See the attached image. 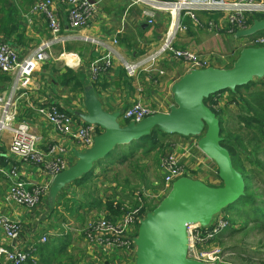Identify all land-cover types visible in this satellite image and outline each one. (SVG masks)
<instances>
[{
	"label": "crops",
	"instance_id": "obj_1",
	"mask_svg": "<svg viewBox=\"0 0 264 264\" xmlns=\"http://www.w3.org/2000/svg\"><path fill=\"white\" fill-rule=\"evenodd\" d=\"M35 1L0 0V41L8 44L20 58L31 54L48 35L42 14L31 10ZM53 1L61 20H66V5L62 0ZM90 1L96 3L95 10L89 25L81 32L105 40L116 37L118 43L115 48L127 61L135 62L161 44L169 25L167 14L155 12L149 24L150 16L142 14L144 7L141 4L130 0ZM198 16L202 21L215 20L219 28L211 30L196 27L187 20V29L177 32L173 45L200 54L208 59L212 67H228L220 65V58L230 57L228 60L234 61L238 42L234 34L227 31L225 18L217 13L206 12ZM253 19L254 16L249 17L250 21ZM105 56L103 48L84 41L54 46L32 74L30 83L14 98L17 109L15 121L28 126L29 131L37 137V145L41 150L51 145L57 146L60 151L56 155L61 156L69 166L76 161L75 152L83 151L85 146L74 136L55 130L39 109L56 105L72 118V129L75 131L77 125L83 123L77 115L85 112L83 88L89 84L103 108L109 112H118L120 119H124L122 112L135 102L148 106L154 113L167 112L173 104L170 88L187 71L185 63L166 54L158 58L150 68L138 69L133 76L127 75L117 59L112 60L111 67H100L94 74L92 67L95 64L101 66ZM10 84L11 75L0 71V96ZM95 129L96 133L101 132L97 126ZM10 138L8 131L0 135V215L17 222L21 231L17 239L10 240L0 229V245L27 249L36 245L42 235L51 237V241L63 235L68 236L69 240L59 264H127L132 259L131 249L106 248L87 240L82 232L92 219L117 218L106 209L107 203H121L122 210L128 209L127 202L135 203L132 191L126 185H117L104 179L105 172H118L109 168L107 170V167L114 161L119 163L124 148L118 147L117 152L97 162L91 172L79 180L84 181L81 186L74 182L64 187L51 210L47 207L45 192L36 208H26L3 200L12 181L9 171L16 167L19 178L25 183L41 184L46 186V190L52 179L39 166L25 162L11 153ZM191 147L188 141L178 145L174 152L180 157L186 154L185 160H182L183 165L200 170L203 172H200L201 175L206 176L207 173L198 166L203 156H199ZM195 179L204 180L202 176Z\"/></svg>",
	"mask_w": 264,
	"mask_h": 264
},
{
	"label": "built area",
	"instance_id": "obj_2",
	"mask_svg": "<svg viewBox=\"0 0 264 264\" xmlns=\"http://www.w3.org/2000/svg\"><path fill=\"white\" fill-rule=\"evenodd\" d=\"M62 1L66 5V20L64 21L57 14L53 0H36L32 5L31 10L39 12L45 19L48 35L31 54L20 58L8 44L0 41V71L11 75L10 86L0 96V135L3 131H8L11 135L10 152L25 162L39 166L50 175L51 179L66 169V162L61 156L56 155L58 150L60 151L57 146L51 145L46 150H41L37 145V137L29 131L28 126L23 122L15 121L17 109L14 98L30 83L32 74L40 62L47 58L54 46L84 41L103 48L106 56L101 66L95 64L92 67L94 74L100 67L104 69L111 67L112 60L117 59L127 75L133 76L138 69L150 68L158 58L166 54L185 63L187 70L190 68L204 69L210 66L208 59L190 49L176 48L173 45L177 32L187 29V20L196 27L217 30L218 22L213 19L202 21L198 16L202 12L217 13L225 18L227 31L234 34L237 30L249 27V17L264 15V0H130L144 7L142 14L150 16L149 24L152 23L155 12H162L169 16V25L158 48L135 62H129L116 50L115 46L118 43L116 37L105 40L81 32L89 25L96 3L90 0ZM246 39L248 46L264 45V36L254 34ZM39 112L45 115L55 130L74 136L84 146L92 144L91 133L96 130V127L80 123L73 131L72 118L58 109L56 105L41 108ZM153 113L154 111L148 106L135 102L124 110L122 116L124 120L139 122ZM159 165L162 170V181L168 188L176 179L188 176L186 172L184 173V166L172 153L164 154ZM9 175L12 181L3 195V200L26 208L36 207L41 201L46 186L25 183L19 178L16 167L9 171ZM137 200L139 203L134 209L114 220L106 217L90 220L82 230L85 238L106 248H120L129 251L132 248L131 233L145 206L143 199ZM227 227L228 224L222 217L213 222L204 232L199 231L200 228L197 225L188 224L186 226L189 238L187 256L201 262H209L207 260L210 254L205 251L197 252V247L217 237ZM0 229L6 238L15 240L20 234L21 226L0 215ZM46 241L47 236L42 235L36 245ZM36 245L27 249L0 245V264H26L29 260L36 261L38 258L34 253Z\"/></svg>",
	"mask_w": 264,
	"mask_h": 264
},
{
	"label": "water",
	"instance_id": "obj_3",
	"mask_svg": "<svg viewBox=\"0 0 264 264\" xmlns=\"http://www.w3.org/2000/svg\"><path fill=\"white\" fill-rule=\"evenodd\" d=\"M259 31H264V18H254L249 27L237 30L234 35L245 38ZM262 78L264 45L245 47L231 66L187 70L170 88L173 104L167 112L153 113L139 122L128 120L125 124H120L118 112L103 108L91 85H85V112L77 116L83 124L97 126L101 132L94 130L92 144L75 152L76 161L70 166L66 164V169L52 178L45 191L47 207L51 210L64 187L90 173L116 146L129 145L149 135L154 128L167 135L195 137L199 151L215 163L222 185L210 186L187 176L176 179L154 208L144 206L137 219V234L130 237L131 256L132 264H205L187 256L186 226L209 228L224 208L244 194L245 182L233 166L228 149L221 144L219 119L204 100L220 91L235 92L237 87Z\"/></svg>",
	"mask_w": 264,
	"mask_h": 264
},
{
	"label": "rangeland",
	"instance_id": "obj_4",
	"mask_svg": "<svg viewBox=\"0 0 264 264\" xmlns=\"http://www.w3.org/2000/svg\"><path fill=\"white\" fill-rule=\"evenodd\" d=\"M254 18L261 19L264 18V15H255ZM251 23L252 21L249 22V26ZM256 34L264 36V31H259ZM233 36L235 37V35ZM235 40L238 42L237 57L241 49L248 47V42L246 37H236ZM229 58H220V65L231 66L233 61H229ZM67 73L69 72L67 71ZM260 90H264V78L254 79L248 87H241L236 89L235 92L224 90L209 98L208 107L216 112L219 120L222 121V128L231 134H238L241 138L244 137L241 143L243 149L233 151V155L239 166L236 168L242 175L245 174L246 176L245 184L247 188L245 190V200L240 203L235 202L224 208L214 221L216 222L217 219L222 217L227 222L228 227L217 237L205 241L197 247V252L205 251L210 254L207 260L209 262L204 261L205 264H264V223L259 222V220L264 221V143L255 141L254 132L247 130L244 126V122H249L252 125L259 122H255L258 119L257 115L248 112L242 101V99L248 100L250 97L258 96ZM249 105L255 108L253 103H249ZM250 110L252 111V109ZM118 120L120 124H125V121H128L120 118ZM170 136L176 137L164 138L158 135L159 147L148 154L145 153L147 146L140 149L137 147L138 142H132L131 146L123 145L124 151L121 159L118 160L119 163L114 161L109 163L107 167V170L109 168V170L118 172L116 174L105 172L104 179L115 182L117 185L123 183L132 191L131 196H134V200L141 198L145 200V205L154 208L170 189L162 181V170L159 165L161 157L169 152L176 155L174 150L177 146L190 141L193 151L197 152L199 156H203L205 163L202 160L198 163V166L199 168L202 167L207 174L203 176L200 173L202 171L183 165L186 154L181 157L176 155L178 161L184 166V173L186 172L187 177L192 179L202 176L203 181L210 186L222 185L215 163L196 147L197 138ZM245 136H248L250 141H247ZM146 145L149 146L147 142ZM117 148L116 146L112 152H117L119 150ZM112 152L109 154H112ZM132 171L135 173L132 174ZM126 175L129 176L124 178ZM127 203L128 209H124L120 216L135 208L130 202ZM254 218H256L255 221ZM199 231L204 232L207 229H199ZM136 234L137 224L131 235L136 236ZM34 256L36 257V255ZM29 261V264H41L40 258H37L34 262ZM133 261L134 257L132 256L127 264H132Z\"/></svg>",
	"mask_w": 264,
	"mask_h": 264
},
{
	"label": "trees",
	"instance_id": "obj_5",
	"mask_svg": "<svg viewBox=\"0 0 264 264\" xmlns=\"http://www.w3.org/2000/svg\"><path fill=\"white\" fill-rule=\"evenodd\" d=\"M250 22V20L248 21ZM252 83V82H251ZM251 83L244 85V86H249ZM244 86H239L236 89H239L241 87ZM235 89V90H236ZM210 97H208L207 99L204 100V103L208 105L209 103V99ZM243 105L245 106L246 110H248V112L257 115L258 119H256V123L257 121L259 122L256 125H252L249 122H244V126L246 127L247 130L254 132V140L258 141V142H262L264 143V90H260L258 96L255 97H250V99L248 100H243ZM249 103H253L254 107H251L249 105ZM209 106V105H208ZM252 109V111L250 110ZM215 112V111H214ZM216 117L218 118V115L215 112ZM219 119V118H218ZM244 121V120H242ZM219 124H220V136L222 137V142L221 144L226 147L229 151L230 157H231V161L233 166L239 167L237 165V162L234 158L233 155V151L235 150H239V149H243L241 146L242 140L244 137H239L238 134H231L227 131H225L222 128V121L219 120ZM160 135L161 137L167 138L170 135H167L161 131H159L157 128H154L151 133L135 142H138L137 147H139L140 149H143V147H146V151L145 153L148 154L151 151H154L155 149H157L158 146V142H157V136ZM247 141H250V138L248 136H245ZM146 142L148 145H146ZM132 145V143H131ZM129 144V146H131ZM133 156V154H131ZM236 170H238L236 168ZM86 176V175H85ZM244 177V182L246 180V176L245 174H243ZM83 178V177H82ZM81 180V179H79ZM76 180L75 183L79 186H81V184H83L84 181H79ZM247 186L245 184V190H246ZM245 190H244V194L236 201V202H242L245 200L246 198V194H245ZM134 204L133 206H137L138 205V200H134ZM106 209L109 211V213L111 215H114L115 217L120 216V213L123 212L124 210L121 209V203H116L113 204L112 203H107L106 204ZM256 218H254L255 221ZM258 221V220H257ZM259 222L264 223L263 220H259ZM68 236H61L60 238L56 239L55 241H51L49 240L47 243H39L35 246V254L37 255L38 258H40L41 260V264H59L61 261V256H63V254H65V250H66V244L68 243ZM30 262V261H28ZM27 262V263H28ZM26 263V264H27ZM29 264V263H28Z\"/></svg>",
	"mask_w": 264,
	"mask_h": 264
}]
</instances>
